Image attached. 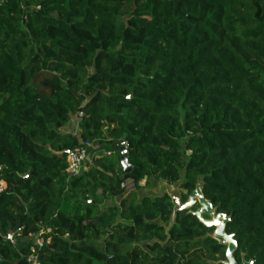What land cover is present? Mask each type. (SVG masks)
<instances>
[{
  "label": "trees",
  "instance_id": "obj_1",
  "mask_svg": "<svg viewBox=\"0 0 264 264\" xmlns=\"http://www.w3.org/2000/svg\"><path fill=\"white\" fill-rule=\"evenodd\" d=\"M118 140L136 190L101 210L125 192ZM0 168V264H29L41 232L39 264H213V228L139 198L183 174V202L202 178L264 264V0H0Z\"/></svg>",
  "mask_w": 264,
  "mask_h": 264
},
{
  "label": "water",
  "instance_id": "obj_2",
  "mask_svg": "<svg viewBox=\"0 0 264 264\" xmlns=\"http://www.w3.org/2000/svg\"><path fill=\"white\" fill-rule=\"evenodd\" d=\"M112 149L120 152L121 164L125 173L124 177L126 180L129 179V173L132 166L129 163L126 141H115L112 145ZM183 181L184 174L181 176L180 180L174 184H170L165 181H158L160 183L159 190L147 191L145 192V196L160 198L168 195L171 198L174 210L170 227H172L176 222V216L179 211H186L192 209L196 205H199V208L196 211L191 212L207 227L215 229L214 234L212 235L214 238L218 239L221 244L228 245L227 258L229 262H225V264H237L236 260L233 257V253L238 250L239 246L234 238V235L229 234L226 231L227 224L232 219V216L224 212H218V209L214 206L213 202L205 197L203 192L205 183L202 178L198 179L196 188L190 193L188 200L186 202H183L181 192ZM204 214L210 216V219L205 218ZM245 264H254V262H245Z\"/></svg>",
  "mask_w": 264,
  "mask_h": 264
},
{
  "label": "built area",
  "instance_id": "obj_3",
  "mask_svg": "<svg viewBox=\"0 0 264 264\" xmlns=\"http://www.w3.org/2000/svg\"><path fill=\"white\" fill-rule=\"evenodd\" d=\"M82 116V113L80 114ZM91 143H85L81 144L73 149L66 150V154L68 157V160L70 162V166L68 169L69 176H79L85 171H88L90 167L92 166V156H91ZM107 154H112L111 152H107ZM1 169V168H0ZM128 180L125 179V182L122 183V187L125 189L130 190V186L128 185ZM131 181V180H130ZM132 182V181H131ZM134 186V183L132 182V185ZM4 189L3 186H0V192ZM21 229L18 228L12 232H8L5 235V239L12 244H16L18 241V236L21 233ZM32 240L34 241V244L31 245V253L28 257L29 264H39V255L38 252L40 248L43 247L45 243V239L43 237V232L36 234L32 237Z\"/></svg>",
  "mask_w": 264,
  "mask_h": 264
},
{
  "label": "rangeland",
  "instance_id": "obj_4",
  "mask_svg": "<svg viewBox=\"0 0 264 264\" xmlns=\"http://www.w3.org/2000/svg\"><path fill=\"white\" fill-rule=\"evenodd\" d=\"M65 127H66V130L64 132L69 131L71 133H74L75 135H79L80 134L79 118L77 116H74L71 119V122L67 123V125ZM95 148H97V146H95ZM104 153L107 156H112V154H107V151L105 152V150H104V151L97 152L96 155H93V157L99 156V155L104 154ZM112 158H115V156H112ZM119 168H120V166H119ZM142 184H144V181L142 182ZM128 185L130 186V188H129L130 190H132V189L136 190L135 186H131L132 182L130 180H128ZM159 188H160V183L157 180H152V182L148 188H143V189H141L142 191L138 190L139 191V198L143 197L145 195V192H147V191H158ZM130 190L125 189L123 196H119V197H115V198H112L109 200H105V202L100 205V209L104 210L108 206H112L114 204H119L121 199L124 198L125 196H127L128 193L130 192Z\"/></svg>",
  "mask_w": 264,
  "mask_h": 264
},
{
  "label": "flooded vegetation",
  "instance_id": "obj_5",
  "mask_svg": "<svg viewBox=\"0 0 264 264\" xmlns=\"http://www.w3.org/2000/svg\"><path fill=\"white\" fill-rule=\"evenodd\" d=\"M198 208H199V205H196V206H194L192 209H189V210H186V211H187V213H192L191 211H196ZM217 209H218V208H217ZM192 214H193V213H192ZM204 217L207 218V219H210V216H208V215H206V214H204ZM214 230H215V229L213 228V231H212V233H210V236H211L213 239L217 240L218 243L224 247V251H225V252H224V257H221V258H219V259H217V260H214V261H212V263H213V264H225V262H229V260H228V258H227V249H228V245H223V244H221L220 241H219L218 239H216V238H214V237L212 236V235L214 234ZM226 231H227V229H226ZM227 233H228V232H227ZM229 234H230V233H229ZM234 238H235V237H234ZM235 240H236V239H235ZM236 241H237V240H236ZM237 243H238V242H237ZM238 246H239V243H238ZM233 257H234V259L236 260V263H237V264H245V262H250V261H253L254 264H256V260H255L254 258H249V257H248V254L240 249V246H239L238 250H236V251L233 253ZM244 260H245V261H244Z\"/></svg>",
  "mask_w": 264,
  "mask_h": 264
},
{
  "label": "crops",
  "instance_id": "obj_6",
  "mask_svg": "<svg viewBox=\"0 0 264 264\" xmlns=\"http://www.w3.org/2000/svg\"><path fill=\"white\" fill-rule=\"evenodd\" d=\"M70 122H71V121H70ZM70 122H69V123H70ZM66 125H67V124H66ZM66 125H65V126H66ZM65 126L61 129L62 132H64V131L66 130V127H65ZM64 133H70V132L68 131V132H64Z\"/></svg>",
  "mask_w": 264,
  "mask_h": 264
}]
</instances>
